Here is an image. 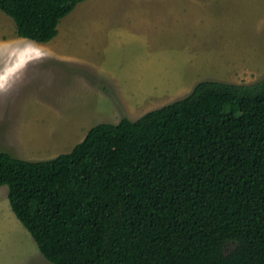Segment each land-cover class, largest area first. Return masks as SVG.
Returning <instances> with one entry per match:
<instances>
[{
	"label": "trees",
	"instance_id": "obj_1",
	"mask_svg": "<svg viewBox=\"0 0 264 264\" xmlns=\"http://www.w3.org/2000/svg\"><path fill=\"white\" fill-rule=\"evenodd\" d=\"M81 1L0 10L19 37L44 43ZM0 185L52 264H264V77L201 80L50 159L0 151Z\"/></svg>",
	"mask_w": 264,
	"mask_h": 264
},
{
	"label": "rangeland",
	"instance_id": "obj_2",
	"mask_svg": "<svg viewBox=\"0 0 264 264\" xmlns=\"http://www.w3.org/2000/svg\"><path fill=\"white\" fill-rule=\"evenodd\" d=\"M107 4V8L104 3L93 8L102 15L101 25L121 23L130 4L122 0ZM142 4L153 19L151 24L161 17L164 33L175 40L157 41L158 45L153 40L151 45L116 53L103 42L96 48L98 38L93 39L96 34L89 28L99 22L96 17L91 22V16H83L82 8L76 7L59 21L55 41L46 43L51 55L24 63L19 72H8V78L0 77V151L25 160L50 159L69 152L94 125L117 123L128 113L103 92L115 90V80L133 88L134 67L143 69L135 65L137 60L147 63L144 52L157 47L163 52L183 51V63L176 72H169L167 63L168 68L158 73L166 85L171 81L169 87L159 91L153 86L155 76L152 91L134 95L140 102L136 117L184 97L206 74L225 77L218 81L246 84L264 77V0H147ZM153 32L147 26L145 33L152 36ZM17 42L28 46L16 34L13 20L0 10V71L4 62L12 61L11 48ZM7 192V185H0V264H52L12 212Z\"/></svg>",
	"mask_w": 264,
	"mask_h": 264
},
{
	"label": "crops",
	"instance_id": "obj_3",
	"mask_svg": "<svg viewBox=\"0 0 264 264\" xmlns=\"http://www.w3.org/2000/svg\"><path fill=\"white\" fill-rule=\"evenodd\" d=\"M120 1V0H118ZM122 1H127L130 5V9L127 7V11H125L123 16V20L121 23L113 25L112 27H106L102 26L101 22H99V18L102 16L98 14L96 11L93 10V8H96V6H100L103 3L105 4V8L108 7V0H83L79 2L76 7H81L82 8V14L83 16L90 15L91 16V22L93 21L92 18L96 17L97 18V23L95 26H90L89 30L92 33H95L96 35L93 37V39L98 40L94 41L96 48H99V45L103 42L104 45L107 44L113 53L117 52L118 50H127L130 49V47H136L138 45H151V42L153 40L156 42L158 45L157 41L166 43L169 41L171 43L173 40V37H167L164 32H167V29L164 28L162 25V18H154L155 24H151V21L153 20L150 15H148L145 12V4H142L143 1L147 0H138L142 3H137L135 4V0H122ZM132 2V3H131ZM84 7V8H83ZM132 7V8H131ZM74 8V9H75ZM73 11V10H72ZM71 11V12H72ZM70 12V13H71ZM123 11H121L122 13ZM68 15V14H67ZM155 25L156 28H153L152 26ZM147 26L150 29H153L154 32L152 33V36L147 35L145 33V30ZM64 26L61 28V32L64 31ZM142 30V31H140ZM102 33L104 36L99 39L97 34ZM58 35V28H57V34ZM52 38L50 41H55ZM59 37V36H58ZM57 37V39H58ZM23 38V37H22ZM175 40V38H173ZM23 40L28 41V45L32 46V49H29L26 46H23L21 42H17L13 48H11L13 58L10 63L3 65L2 70L0 71V77H6L8 78V72L14 71L19 72L22 70L25 65L24 63H27L32 60H37L39 58L45 57L50 54V49L46 46V43L48 42H36L31 39L23 38ZM168 40V41H167ZM41 53V54H40ZM125 53V51H123ZM189 56L191 54L188 53ZM20 58L18 62L15 61L16 58ZM144 57L145 59H149L146 62H142L140 58L137 60L135 65L142 66L143 69L140 67H134L135 69V78H136V83L133 86V88L129 89L127 83H122L117 82L114 84L115 90L111 87L110 93H105L104 94H111L113 101L115 104L121 105L125 109L124 112L126 113H131L127 114V118L130 120H136L140 116L136 117L134 116L137 114L139 110V104L140 102L135 96H138L139 91H144V96L146 92H150L153 90V86L155 87L156 85L160 88L167 86L169 87V82L166 85V82H163L161 78L158 76L159 72L165 71L166 69L162 68H168L166 66L167 63L170 64V68L168 69L169 72L177 71L176 67L182 65L183 63V51L179 52L176 49H170L168 52H163V50L159 47H157L154 52L153 51H146L144 52ZM138 58V57H136ZM166 58V59H165ZM150 64V65H147ZM157 76V79L154 80ZM172 77V76H171ZM173 78V77H172ZM222 80L225 79V77H217V76H209L206 74L205 78L201 80ZM174 79V78H173ZM154 80L153 86L150 84V82ZM111 81H114L112 79ZM193 84V83H192ZM155 90V88H154ZM130 91H133L132 93ZM160 92L158 93V95ZM135 95V96H134ZM142 115V114H141Z\"/></svg>",
	"mask_w": 264,
	"mask_h": 264
},
{
	"label": "bare ground",
	"instance_id": "obj_4",
	"mask_svg": "<svg viewBox=\"0 0 264 264\" xmlns=\"http://www.w3.org/2000/svg\"><path fill=\"white\" fill-rule=\"evenodd\" d=\"M22 44H23V46H26V45H24V42H22ZM26 44L28 45L29 43H28V41H26ZM28 48L30 47L29 45L27 46ZM31 48V47H30Z\"/></svg>",
	"mask_w": 264,
	"mask_h": 264
}]
</instances>
